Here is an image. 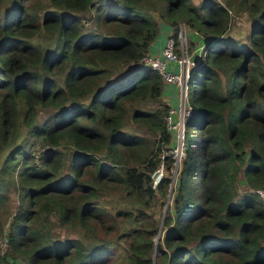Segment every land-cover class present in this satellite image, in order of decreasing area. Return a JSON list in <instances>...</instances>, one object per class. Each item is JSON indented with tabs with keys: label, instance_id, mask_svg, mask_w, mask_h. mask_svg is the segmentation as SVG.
<instances>
[{
	"label": "trees",
	"instance_id": "obj_1",
	"mask_svg": "<svg viewBox=\"0 0 264 264\" xmlns=\"http://www.w3.org/2000/svg\"><path fill=\"white\" fill-rule=\"evenodd\" d=\"M151 9L205 40L186 155L174 179L166 156L154 186L171 132L161 75L141 61L159 32ZM242 12L246 43L227 33ZM5 149L0 264H264V0H0ZM112 191L115 211L99 200ZM168 193L158 230L149 212Z\"/></svg>",
	"mask_w": 264,
	"mask_h": 264
},
{
	"label": "built area",
	"instance_id": "obj_2",
	"mask_svg": "<svg viewBox=\"0 0 264 264\" xmlns=\"http://www.w3.org/2000/svg\"><path fill=\"white\" fill-rule=\"evenodd\" d=\"M188 39L186 26L179 25L176 36L172 32L167 35L160 52H147L141 58L143 63L150 65L160 73L163 81L171 82L178 87L179 102L174 106L169 105L164 115L167 128L171 132V142L159 153L160 163L151 172L153 184H156L163 174L167 172L164 163L166 156H170L172 159L170 171L173 178L186 154L185 121L193 109V105L188 98L189 78L191 77L192 68L199 59L198 52L197 55L190 51ZM255 190L260 196L264 197V189L256 188ZM4 233L0 235V238H3L2 244L5 250L7 243Z\"/></svg>",
	"mask_w": 264,
	"mask_h": 264
},
{
	"label": "rangeland",
	"instance_id": "obj_3",
	"mask_svg": "<svg viewBox=\"0 0 264 264\" xmlns=\"http://www.w3.org/2000/svg\"><path fill=\"white\" fill-rule=\"evenodd\" d=\"M193 1H197V0H193ZM151 10L152 11L150 13L154 14L155 18H156V16H158L157 12L153 11L154 9H151ZM228 25H229L228 30H227L228 35L235 36L236 38L240 39L244 43H246L248 41L247 34H248V31H249V27H250V20H249V18H248L246 13L242 12V13H238V14L234 15L232 17V19H231V23H229ZM187 35H188V38H189L188 32H187ZM41 39H43V37H41ZM188 45H189V49H190L191 52L196 53V54L198 52L199 56H201V53H202L201 51L203 49V41L202 42H198L196 44V41H193V40H191L189 38L188 39ZM221 75L223 77V81H225L226 80L225 77H224L225 75L224 74H221ZM162 100H163V98H162ZM152 103L153 102H151V104ZM38 116L39 117H43L44 116V110H40L39 113H38ZM132 127L134 128V125H132ZM137 130L143 132V130L141 128H137ZM6 152H7V149L0 151V165L2 163L3 157L6 154ZM243 184H244L243 175L240 174L239 175V180H238L239 189L244 188ZM152 185L154 186L155 184L152 183ZM170 189H171V184H170L169 189H168L169 192H170ZM10 196H11L10 208L3 213L4 222H5L4 228L6 227L7 215H10L11 212L14 211L15 205H16V202H17V197H16L14 186H12L10 188ZM99 200H100V202L102 204L106 205L111 211L117 210L119 205H122V203L125 202L123 194L121 192H118V191L117 192L116 191H112L111 193L101 192V194L99 196ZM171 201H172V198L169 197V193L167 194V196H165V198L163 200L159 196L157 201H156V203H155V205H154V207L149 212L153 216L154 221L159 224L158 230L160 228L161 221H162L163 215L165 213L167 203L171 202ZM54 229L60 235L67 234L65 232V230L63 229V227L60 226L59 224H56L54 226ZM3 233H4V230L2 231L1 235ZM157 236H158V233L156 234L155 240L157 239ZM2 240H3V238L1 237L0 238V253H2L4 251V246L2 244Z\"/></svg>",
	"mask_w": 264,
	"mask_h": 264
},
{
	"label": "crops",
	"instance_id": "obj_4",
	"mask_svg": "<svg viewBox=\"0 0 264 264\" xmlns=\"http://www.w3.org/2000/svg\"><path fill=\"white\" fill-rule=\"evenodd\" d=\"M155 17V15H154ZM157 21L159 22V32L157 33L154 40L150 43L149 52L158 53L162 49L164 45L165 39L169 33L172 32V27L165 22L163 19H160L156 16ZM188 29L189 38L193 41L204 42V38L202 35L198 34L195 29L186 27ZM161 98L169 105H177L179 102L178 99V87L177 85L171 82L163 81L162 89H161Z\"/></svg>",
	"mask_w": 264,
	"mask_h": 264
},
{
	"label": "clouds",
	"instance_id": "obj_5",
	"mask_svg": "<svg viewBox=\"0 0 264 264\" xmlns=\"http://www.w3.org/2000/svg\"><path fill=\"white\" fill-rule=\"evenodd\" d=\"M180 25H185V24H180ZM179 28V27H178ZM186 31H188V29L186 28ZM197 31V30H196ZM198 32V31H197ZM204 42H205V40H204ZM204 42H203V45H204ZM162 78V77H161ZM185 126H186V121H185ZM186 138H187V136H186ZM186 149H187V147H186ZM186 155V154H185ZM183 160V159H182ZM181 163H182V161H181ZM181 163L179 164V166H178V169L180 168V165H181ZM178 171V170H177ZM177 171H176V173H177ZM176 173H175V175L173 176V178L172 179H174L175 178V176H176Z\"/></svg>",
	"mask_w": 264,
	"mask_h": 264
}]
</instances>
